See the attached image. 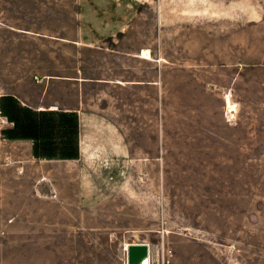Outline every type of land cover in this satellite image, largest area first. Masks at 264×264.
Returning a JSON list of instances; mask_svg holds the SVG:
<instances>
[{"label": "rangeland", "instance_id": "obj_1", "mask_svg": "<svg viewBox=\"0 0 264 264\" xmlns=\"http://www.w3.org/2000/svg\"><path fill=\"white\" fill-rule=\"evenodd\" d=\"M72 10L120 11L115 19L157 28L160 52L175 62L205 57L208 67L237 65L240 101L230 110L238 144L168 145L158 166L146 168L160 176L126 178L118 195L93 209L71 208L64 182V208L45 210L46 225L32 217L11 230L0 225V264H127L125 246L140 242L151 248L153 264H169L177 251L200 257L197 264H264V0H0V95L10 93V54L23 47L10 21L45 28L50 12ZM207 112L218 117L214 105ZM6 171L0 169V219L10 212Z\"/></svg>", "mask_w": 264, "mask_h": 264}, {"label": "crops", "instance_id": "obj_2", "mask_svg": "<svg viewBox=\"0 0 264 264\" xmlns=\"http://www.w3.org/2000/svg\"><path fill=\"white\" fill-rule=\"evenodd\" d=\"M49 14L53 20L45 28L10 21V35L23 47L10 54V93L0 95L7 148L0 169L6 167L10 178V212L0 225L7 222L11 230L31 224L30 217L46 225L45 210L64 208V182L71 208L108 202L124 179L160 176L146 168L158 166L168 145L238 144L232 137L238 118L228 108L239 106L237 65L164 58L158 29L118 20L120 11ZM27 43L36 48L28 53ZM224 69L230 73L223 75ZM211 105L214 120L208 118ZM185 252L177 254L186 264L200 262Z\"/></svg>", "mask_w": 264, "mask_h": 264}, {"label": "water", "instance_id": "obj_3", "mask_svg": "<svg viewBox=\"0 0 264 264\" xmlns=\"http://www.w3.org/2000/svg\"><path fill=\"white\" fill-rule=\"evenodd\" d=\"M148 245L130 244L126 248L127 264H144L148 258Z\"/></svg>", "mask_w": 264, "mask_h": 264}, {"label": "built area", "instance_id": "obj_4", "mask_svg": "<svg viewBox=\"0 0 264 264\" xmlns=\"http://www.w3.org/2000/svg\"><path fill=\"white\" fill-rule=\"evenodd\" d=\"M149 249V247H148ZM152 257H151V254H150V249L148 250V258L146 260V262L144 264H153V261H152Z\"/></svg>", "mask_w": 264, "mask_h": 264}, {"label": "bare ground", "instance_id": "obj_5", "mask_svg": "<svg viewBox=\"0 0 264 264\" xmlns=\"http://www.w3.org/2000/svg\"><path fill=\"white\" fill-rule=\"evenodd\" d=\"M227 101H228V100H227ZM227 103H228V102H227ZM228 108L231 109L230 106H229V103H228ZM230 113L232 114L233 112H230ZM126 248H127V246H125V250H126Z\"/></svg>", "mask_w": 264, "mask_h": 264}, {"label": "trees", "instance_id": "obj_6", "mask_svg": "<svg viewBox=\"0 0 264 264\" xmlns=\"http://www.w3.org/2000/svg\"><path fill=\"white\" fill-rule=\"evenodd\" d=\"M10 139V138H9Z\"/></svg>", "mask_w": 264, "mask_h": 264}]
</instances>
